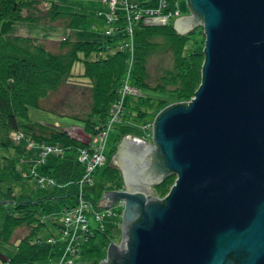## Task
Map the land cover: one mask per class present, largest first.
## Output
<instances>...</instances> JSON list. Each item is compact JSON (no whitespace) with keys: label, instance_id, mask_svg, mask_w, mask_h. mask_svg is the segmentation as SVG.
<instances>
[{"label":"water","instance_id":"obj_1","mask_svg":"<svg viewBox=\"0 0 264 264\" xmlns=\"http://www.w3.org/2000/svg\"><path fill=\"white\" fill-rule=\"evenodd\" d=\"M187 3L173 23L204 27L201 82L155 115L153 141L122 136L125 185L102 205L123 203L122 240L98 264H264V0Z\"/></svg>","mask_w":264,"mask_h":264},{"label":"trees","instance_id":"obj_2","mask_svg":"<svg viewBox=\"0 0 264 264\" xmlns=\"http://www.w3.org/2000/svg\"><path fill=\"white\" fill-rule=\"evenodd\" d=\"M40 1L0 0V27L4 20L9 19L40 21L36 12ZM173 1L170 0L168 8ZM103 10L107 12L109 6L106 9L100 8L98 12L101 14ZM46 12L51 21L60 18L67 28L82 27L88 21L89 15L80 10L62 9L58 2H52ZM117 22L119 26H123L120 19ZM106 30L108 31L107 17ZM124 36L119 30L102 39H73L66 35L59 40L58 50H53L40 36L5 33L0 30V205L6 207L0 226V264L9 261L29 264L40 260L49 264L52 257L56 260L60 258L65 242L60 238L51 241L49 237L44 238L40 234L46 224L43 213L47 207V198L63 200L75 193L76 199L78 179L85 167L79 157L81 148L91 145L92 136L97 134L110 116V105L119 96V86L132 55L130 47L119 46L109 55L103 54V51L113 41H119ZM189 42L192 45L187 50ZM204 43L205 31L201 25L194 26L187 32H179L173 22L138 23L133 41L131 79L139 92L126 97L123 119L112 126L117 128V140L130 129L141 128V134L145 135L139 123L149 120L165 106L175 101L187 100L195 94L202 79ZM168 51L172 53L173 61L163 68L157 81L153 83L151 57L155 53ZM77 60L84 62L83 70L78 74L88 77L92 86L90 110L86 116L81 117L84 129L90 134L89 139H82L68 128L35 118L31 114V107H40L43 97L75 74L73 66ZM19 133L23 135L17 141L15 136ZM31 141L64 146L63 153L51 152L42 162H38L37 169L51 174L56 183H48L52 185V189L37 198L29 192L17 189L12 177H7L11 172L20 171L19 160L28 153V144ZM117 147V142L108 145L107 139V158L102 169L105 188H120L125 185L123 171L113 161ZM3 149H12L14 153ZM31 156L32 154L29 155ZM31 158L34 159V155ZM176 176L175 172L170 171L162 181L154 184L157 194H166ZM69 204L71 203H66L64 208ZM58 224L61 227L62 223ZM23 225H27L29 231L13 242L16 229ZM96 229L102 231L104 245L116 234L112 227ZM92 239L93 237L88 242L91 243ZM87 245L88 243H84L81 246L77 264H87L86 260L80 258ZM57 246L63 248L59 256L56 253ZM98 261L96 259L93 264H98Z\"/></svg>","mask_w":264,"mask_h":264},{"label":"rangeland","instance_id":"obj_3","mask_svg":"<svg viewBox=\"0 0 264 264\" xmlns=\"http://www.w3.org/2000/svg\"><path fill=\"white\" fill-rule=\"evenodd\" d=\"M151 5H157L160 3L158 0H144ZM52 2H58L62 9L66 10H80L87 12L88 21L80 28H67L62 20L51 21L46 14V10L50 7ZM174 5V1L172 2ZM171 5V6H172ZM108 4L104 0H41L36 11L40 17V21H18L14 19L4 20L1 23L0 30L5 33H17L24 35H35L40 36L45 44L53 50H58L59 40L66 35H70L71 38H108L113 35V32H108L106 30V11L99 13V9H106ZM181 14L187 13L190 8L187 0H180ZM154 23V22H148ZM205 44V43H204ZM192 42L187 44V50H189ZM119 47V41H113L110 47L103 51V54H112ZM173 61L172 53L161 52L152 55L150 60V68L152 72V82L155 83L158 76L161 74L163 68L170 65ZM83 61L77 60L73 66L74 75L69 76L58 88L52 90L46 97L42 98V105L40 107H31V114L35 118H40L45 121L54 122L59 124L61 127L68 128L69 131L82 139H88L90 134L83 127V120L81 117L86 116L90 110L92 104V86L91 80L88 77H84L78 74L83 70ZM155 103V101L153 102ZM153 108V107H151ZM158 113V112H157ZM156 115V114H155ZM155 116L150 119L154 120ZM123 119V117H122ZM121 119V120H122ZM142 124V123H141ZM140 127H142V125ZM139 127V128H140ZM141 129V128H140ZM140 129H130L127 133L135 134L139 137H143L148 141H153L152 137L142 136ZM118 131L117 128L113 127L110 131L108 137V145L117 142L119 145L120 140L116 139ZM14 134V133H13ZM15 135V134H14ZM17 141L18 136H15ZM29 150L27 154L22 156V160H19L20 171L18 173L11 172L13 184L17 189L25 192L31 193L35 198L47 194L52 189L51 184L42 185L38 182L37 178L30 173L31 168L38 160L41 159L40 149L37 145L28 144ZM30 149H33L30 151ZM4 151H10L14 153V150L9 149ZM8 153V152H7ZM34 159L29 157L31 155ZM32 159V160H30ZM39 163H37L38 165ZM119 165V163H116ZM120 166V165H119ZM104 164L95 173V183L88 188L93 196V198L102 197L105 184L102 175V169ZM121 167V166H120ZM122 169V168H121ZM159 195V194H158ZM161 196V195H159ZM75 200L74 195L68 196L65 199L58 200L56 197L47 198L46 209L44 217L46 218V224L43 225L40 234L44 238L54 236L58 238L60 236V227L58 223L62 222V212L66 203H72ZM123 203H115L111 207L110 211L106 212L102 221L105 227H112L115 236L114 240L121 242L122 240V217L121 213L123 210ZM6 210L5 205H0V226L3 221L4 212ZM42 215V214H41ZM43 216V215H42ZM92 217V224L96 227L97 220L94 215ZM27 225L19 226L13 237L12 241L16 242L20 237L29 231ZM102 238L104 235L101 230H96V235L84 248V252L81 254L80 258L84 260L95 261L100 260L106 255L107 245L102 243ZM63 248L60 246L56 247L57 256L62 252ZM55 258V257H54ZM52 257L50 260H56ZM58 260V259H57ZM50 262V261H49ZM44 260L35 261L29 264H44Z\"/></svg>","mask_w":264,"mask_h":264},{"label":"built area","instance_id":"obj_4","mask_svg":"<svg viewBox=\"0 0 264 264\" xmlns=\"http://www.w3.org/2000/svg\"><path fill=\"white\" fill-rule=\"evenodd\" d=\"M109 10L106 12L108 32L122 31L125 36L119 39V46L122 48H131V57L125 75L123 76L121 85L119 86V96L111 103L110 116L102 124L101 129L92 136L91 145L82 147L80 151V159L84 162V169L78 179V193L74 202L66 206L63 210L61 232L58 238L50 236L49 240L62 239L65 242L64 250L58 260H52L49 264H77V256L80 253L81 246L96 233V228H104L102 218L111 207H102L105 203L103 198L94 199L89 192L91 185L95 183V173L97 169L106 161V145L110 129L113 124L120 121L124 115L126 106V97L129 94H136L139 88L132 83L131 71L133 63V41L135 30L140 21L144 22H173L175 17L181 14L180 0H174V5L168 8L170 0H159L157 5H151L143 0H104ZM122 21L123 26L117 22ZM144 136L153 137L154 120L149 119L142 124ZM17 133V132H14ZM20 138L22 134H17ZM32 145L40 148L42 162L51 152L63 153L64 146L60 144L36 143L31 141ZM31 168L30 173L33 174L38 182L42 185L48 183H56L55 177L49 173H44L37 169V163ZM90 194V195H89ZM113 211V210H110ZM94 215L97 220L96 227L92 224ZM4 264H16L7 262ZM47 264V263H44Z\"/></svg>","mask_w":264,"mask_h":264},{"label":"crops","instance_id":"obj_5","mask_svg":"<svg viewBox=\"0 0 264 264\" xmlns=\"http://www.w3.org/2000/svg\"><path fill=\"white\" fill-rule=\"evenodd\" d=\"M156 3H158V0H157V2H156ZM187 13H190V10H189ZM184 14H186V13H184Z\"/></svg>","mask_w":264,"mask_h":264}]
</instances>
